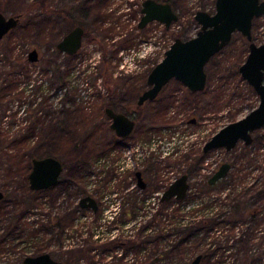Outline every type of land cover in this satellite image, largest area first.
Masks as SVG:
<instances>
[{
  "label": "rangeland",
  "instance_id": "374dc122",
  "mask_svg": "<svg viewBox=\"0 0 264 264\" xmlns=\"http://www.w3.org/2000/svg\"><path fill=\"white\" fill-rule=\"evenodd\" d=\"M37 1L0 0V12L7 17L20 16L19 25L5 37L1 44L0 71H4L7 68L2 60L6 57L7 52L10 53L9 49L11 47L16 46L15 51L18 54H22L26 59H28L29 53L34 49L38 51L40 56L37 63H30L29 65V69L32 70L33 78H36V81H32L30 84L24 82L20 84L18 91L23 88L27 89L24 101L20 102L18 99L11 97L0 100V138L3 140L0 142V148L2 147L4 151L8 149L10 142L6 141V137L10 133H14L15 136V127L24 124L29 125L34 122L33 117L35 112H37L36 110H44L47 104L61 107L63 93L67 90L66 93L69 92V97L73 96L74 98V103L70 104L68 102V106H71L76 111L79 108H84L83 112L86 114L83 115L81 112L79 115H75L73 130L76 135L70 134L72 137L64 138L65 143L63 142L62 145L58 144L53 156L63 162L65 171H67L76 154L78 155L75 147L76 141L77 144L83 145L90 153V164L95 167V169L94 167L92 169L89 166L88 169L83 171V178L86 184L84 195L88 194L97 198L100 206L99 217L103 218L102 222H100L102 225L105 220H112L117 214V221L120 222L119 212L122 206V196L132 193L138 195L139 192L134 188L136 181L133 180V176L127 175L128 171L124 172L122 168L117 167L123 165V159L117 160V158H120L124 152L128 155L129 151L122 148V146L120 148H112L114 140L111 132L107 129L106 120L102 118L104 115L103 109L111 102L117 107H121L122 102L127 100H130V102L136 101L138 98L136 93L147 88L146 80H140V77L146 76L148 70L150 71L156 62L163 60L164 50L168 49L177 38L187 40L197 35L201 26L195 20L196 13L198 11H206L214 14L216 0H175V10L180 18L172 25L170 30L167 31L163 26L156 27L155 31H152L150 35L152 39L148 42L149 44H146L145 39L142 42L138 34L135 33L136 38H139L136 40V46L138 45V48L142 51H144L145 47L147 48L143 52L144 55L146 52H151L150 49L153 48L156 40L163 50H160V56L152 57L151 61L145 64L140 63L132 73H128L129 64L127 65V62L135 56V53L120 50L126 39L122 35L129 34L128 29L130 28L122 18L123 14L120 13V10L126 7L124 5L125 0H109L107 7L104 9V13L109 16L107 18L109 22L97 24L96 27L91 25L92 19L96 20L94 11L92 13L89 12L87 16L82 11L79 20H77L75 0H46L44 7L41 4H37ZM109 9L114 10L110 11ZM124 9L126 10L127 8ZM62 11H67L71 15L72 20L64 18ZM73 20H77L78 23L82 22L81 25L86 27L87 33L91 37L96 38V41L85 40L79 53L69 61V59L64 58V54L55 55L54 52L57 43L73 29ZM253 24L254 41L258 45L264 44V16L256 18ZM107 29H111L112 32L109 34L105 33ZM105 50L104 56L103 51ZM248 54L249 42L242 34L235 33L230 44L206 65V93L191 96L186 92L187 89L185 87H181L180 84L173 81L161 93L157 102L148 103L144 106L142 109L143 118L139 128L141 131L146 132L144 136L155 138L156 144L159 145L155 149L158 151L156 153L158 158L155 160V162L157 161L156 163L151 164V151L146 147L143 154L139 155L140 161L137 159L130 161L127 158L130 163L128 167L130 171L144 169L143 171L146 173L145 166L151 161L150 165H153L151 173H146L145 178L151 180L159 176L161 179L159 184L164 187L169 182L172 183L185 174L187 167L191 163L194 164L198 154L203 152L204 144L216 133L227 125L244 118L258 107V95L239 72V67L245 62ZM12 57L14 58L13 55ZM49 59H56L59 64H63L69 70L65 88H56L55 80L51 79L53 77L52 71L45 64ZM104 80L108 83H104ZM1 84H3V77L0 78ZM106 84L112 87L111 93L107 91ZM172 94L174 102L170 107L168 106L167 119L154 122V113L162 103L165 102L162 107L167 106L166 101L170 96L172 98ZM193 101H197V109L192 105ZM196 117H198V122L195 126L188 124L192 118ZM94 125L101 127L102 130L94 131ZM263 135L264 128L253 133V137ZM111 139V144L106 143L110 142ZM174 146L178 147L179 155L175 154L169 158L165 154L167 147ZM105 147L112 148L111 153L118 155L116 158L114 157V160H117L116 162L108 158L105 161L104 158L107 157L105 156L107 155V152L104 151ZM246 147L249 146L240 142L230 152L219 149L206 154L203 156L204 169L192 181L205 180L203 179L205 178L204 176L207 179L210 178L224 163L233 164L236 156L244 152ZM100 154L104 156L102 160L98 161L96 156ZM185 154H191L192 159L184 157ZM113 166H116L118 170L111 175ZM117 178L118 180L128 178L130 182L129 188L117 190V183L119 182ZM24 184L20 176L11 177L0 168V190L5 194L4 200H6L7 196L12 197L13 206L18 205L16 201H19V196L24 192ZM26 184L29 188V179ZM160 190L159 192L148 193L147 204L149 207H154L157 204L158 198L163 193V190ZM84 195L81 194L76 198L72 197L70 199L71 204H78ZM140 196L143 197V193H140ZM39 199H43L44 202L47 201L45 195ZM63 202L66 205L69 203L67 195L63 194ZM41 212L42 210L37 208L30 210V215L27 216L28 220L19 227L18 232L12 235V238L16 237L15 241L19 244L18 252L25 251L29 255H33L35 246L33 227L36 222H41ZM91 214L88 212L87 215L90 221L95 219ZM10 222L13 223L14 227L18 223L9 215L1 223V225L4 224L3 229ZM119 222L118 225H120ZM105 226L103 230H105ZM3 229L0 231H3Z\"/></svg>",
  "mask_w": 264,
  "mask_h": 264
},
{
  "label": "trees",
  "instance_id": "16d2710c",
  "mask_svg": "<svg viewBox=\"0 0 264 264\" xmlns=\"http://www.w3.org/2000/svg\"><path fill=\"white\" fill-rule=\"evenodd\" d=\"M45 1L36 3L44 7ZM99 1L105 5L108 0ZM65 17L70 18L69 13L65 12ZM15 47L2 60L7 68L0 71V100L11 97L23 102L27 89L18 91L20 84H30L36 78L28 59ZM56 47L54 54L61 55ZM64 58L70 61L74 56ZM45 64L52 71L56 88H65L69 70L56 59ZM66 91L61 107L47 104L44 110H36L34 122L15 127V136L10 133L6 137L8 149L0 148V168L11 177L20 176L25 183L17 206H13L11 196L0 205V230L9 215L18 222L15 227L10 222L0 231V264H23L26 257L41 254H50L63 264H191L198 256L200 264H264V135L255 137L253 144L236 156L228 176L216 185H209L206 177L192 181L185 200L158 201L149 207L148 193L162 189L158 181L150 182L142 191L143 197L129 195L119 212L120 222L117 214L102 225L99 213L71 204L72 197L85 194L83 171L89 168L91 158L77 141L78 155L59 184L45 191L30 190L26 182L33 160L53 156L58 144L74 134L75 115L86 114L84 108L76 111L68 106L74 98ZM202 161L187 167L191 180L201 174ZM63 194L69 198L67 205L62 203ZM43 195L46 202L39 199ZM35 208L42 210V217L33 227L35 246L29 255L17 251L19 244L12 235ZM88 212L95 219L90 221Z\"/></svg>",
  "mask_w": 264,
  "mask_h": 264
},
{
  "label": "water",
  "instance_id": "95a60500",
  "mask_svg": "<svg viewBox=\"0 0 264 264\" xmlns=\"http://www.w3.org/2000/svg\"><path fill=\"white\" fill-rule=\"evenodd\" d=\"M143 13L145 16L140 27L158 20L169 28L178 16L172 11L170 5L157 4L147 1ZM264 16V1L261 0H216L215 13L205 11L197 12L195 20L201 26L197 35L187 41L176 39L171 48L166 52L164 60L150 73L148 85L150 89L139 98V105L148 100H154L172 79L181 81L192 92L203 91L207 82L206 65L210 60L227 47L233 35L238 32L249 42V54L246 61L239 67V72L244 80L254 89L259 97V105L243 119L233 122L216 135L204 147V152L225 149L232 151L239 142L247 146L253 144V133L264 128V44L258 45L253 39V22L256 18ZM20 23V16L7 17L0 12V47L5 37ZM84 29L76 27L57 44V50L68 56L76 55L82 48ZM40 59L36 49L29 53L30 63H37ZM107 114L113 119L111 128L122 138L129 136L134 128L133 122L121 114L114 113L111 109ZM232 166L224 163L218 171L208 180L210 185H215L225 179ZM64 172L63 163L56 157L47 156L36 158L32 162L29 174V188L32 191H45L57 186ZM138 185L146 188V183L141 173H137ZM190 182L187 175H182L171 183L160 197L161 202L171 200H185L190 191ZM5 194L0 190V203ZM79 206L81 209L98 211L97 201L91 197H83ZM198 256L191 264H200ZM23 264H63L50 254L28 256Z\"/></svg>",
  "mask_w": 264,
  "mask_h": 264
},
{
  "label": "flooded vegetation",
  "instance_id": "af4514ba",
  "mask_svg": "<svg viewBox=\"0 0 264 264\" xmlns=\"http://www.w3.org/2000/svg\"><path fill=\"white\" fill-rule=\"evenodd\" d=\"M109 1V0H108ZM108 1H107V3L104 5V4H101V1H99V0H75V14H76V16H77V20H79V17H80V14H81V12L82 11H84L85 13L84 14H86V16H87V14H89V12L90 13H92L93 11L95 12V15H96V20H93L92 19V23H91V25H92V27L94 26V27H96V25L97 24H103V23H106V21H107V18L109 17L107 14H105L104 13V9H105V7H107V5H108ZM126 2H125V6L126 7H124V8H127L126 10L123 8V10L121 9L120 10V13L121 14H123V16H122V18H123V20H125V22H126V24L128 25V27H130L129 29H128V33L129 34H124V35H122V37H126V39L124 40V42L125 43H123L122 45L124 46H122L121 45V47H120V50H126L127 52L129 51V52H133V53H135V56L134 57H132L128 62H127V65L129 64V69H128V73H132V72H134V70L136 69V67H138V65H140V63L141 64H145V63H147V62H149V61H151V59H152V57H154V56H160L161 55V52H160V50H163L160 46H159V42L156 40L155 42H154V46H153V48L152 49H150V51L151 52H146V54L144 55V53L143 52H145L146 50H147V48L145 47V49H144V51H142V50H140L139 48H138V45L136 46V40L137 39H139V38H136V35H135V33H137L138 34V36L141 38L140 40L143 42V39H145L146 41V44H149L148 42L150 41V39H152V37H150V35H151V33H152V31H155V28L156 27H160V26H163V27H165V29L168 31V30H170V28L172 27V25L174 24V23H176L178 20H179V14L177 13V11L175 10V0H125ZM147 1H154V2H156L157 4H163V5H170V7L172 8V11L178 16V20L177 21H175V22H172V24L170 25V27L169 28H167L166 27V24L165 23H162V22H160V21H158V20H155V21H152V22H150V23H148L145 27H143V28H141L140 27V23L142 22V19H143V17L145 16V14L143 13V11H144V8H145V3L147 2ZM261 1H264V0H261ZM97 10V11H96ZM110 11L111 10H114V9H109ZM65 12H67V11H62V13H63V17L64 18H66L65 17ZM199 12V11H198ZM206 12V11H205ZM68 13V12H67ZM116 13V12H115ZM197 14V13H196ZM70 15V14H69ZM85 16V17H86ZM112 16V15H111ZM196 16V15H195ZM263 17V16H262ZM70 18H71V20H72V17H71V15H70ZM70 18H68V19H70ZM77 20H73V23H74V25H73V29L72 30H74L76 27H81V28H83L84 29V35H83V44H84V41L85 40H87V41H96V38H94V37H91L88 33H87V31H86V27H84V26H82L81 25V23L79 22L78 23V21ZM81 20V19H80ZM107 22H109V21H107ZM253 26H254V24H253ZM201 29V28H200ZM72 30H70L69 32H71ZM253 28H252V33H253ZM68 32V33H69ZM112 32V30L111 29H107L106 31H105V33H107V34H109V33H111ZM67 33V34H68ZM236 33H238V32H236ZM66 34V35H67ZM65 35V36H66ZM64 36V37H65ZM63 37V38H64ZM121 37V38H122ZM195 37V36H194ZM62 38V39H63ZM193 38V37H192ZM233 38V37H232ZM61 39V40H62ZM177 39H180V38H177ZM189 39H191V38H188L187 40H189ZM253 39H254V37H253ZM60 40V41H61ZM134 40H135V43H134ZM182 40V39H181ZM187 40H183V41H187ZM176 41V40H175ZM174 41V42H175ZM232 41V40H231ZM174 42H173V44H174ZM83 44H82V47H83ZM173 44H171L170 46H169V48L168 49H165L164 50V52H163V54H164V58H165V56H166V52L171 48V46L173 45ZM262 45V44H261ZM132 46V47H131ZM140 46V45H139ZM140 48H141V46H140ZM82 49V48H81ZM104 52V56H105V52H106V50L105 51H103ZM140 52H142V53H140ZM61 53V52H60ZM79 53V52H78ZM77 53V54H78ZM147 53L149 54L148 56H147ZM63 54V53H62ZM65 56H68V55H66V54H64ZM75 56V55H74ZM216 56V55H215ZM121 57H123V56H121ZM164 58H163V60H164ZM247 59V58H246ZM162 60V61H163ZM29 61V60H28ZM162 61H158V62H156L155 64H154V66H153V68L149 71L148 70V74L146 75V76H141L140 77V80H143V81H145L146 80V86H147V88L146 89H143V90H141V91H139V92H137L136 93V95L138 96V98H137V100L136 101H134V102H130V100H127L126 102H122V106L121 107H117L113 102H111V103H109V104H107L106 106H105V108L103 109V111H104V115L102 116V118H104V120H106V122H107V124H108V130L111 132V135H112V137H113V140H114V145L112 146V148L114 147V148H120L121 146H122V148H125V149H127L128 151H129V154L128 155H126V153L124 152L123 153V155L120 157V158H117V160H120V159H123V162H122V166H117V167H119V168H122V170L125 172V171H128L126 174L127 175H131V176H133V180H135L136 181V186L134 187L135 189H136V191H138L139 193H138V196L139 197H141L140 196V193H142V191H144V190H146L147 189V187H148V185H149V183L150 182H153L154 184L158 181V184L160 183L159 182V179H158V177H156V178H154V179H149V180H147V178H145L146 177V173H151V170H152V167H153V165H150V162H148V164L145 166V168H146V173L143 171L144 169H142V170H137V169H134L133 171H130V168H128L129 167V159H130V161H135L136 159L138 160V161H140V159H139V155L142 153L143 154V152H144V149L147 147L148 149H150V151H151V155H152V162H151V164H154V163H156L155 162V160H156V158H158V154H156L158 151L157 150H155L156 148H157V146L159 147V145L158 144H156V140H155V138H149V137H146V136H144V134H146V132H143V131H141L140 130V128H139V125H140V123H141V121H142V118H143V113H142V109H143V107L144 106H146L148 103H155V102H157L158 100H159V97H160V95H161V93L165 90V88L168 86V84H170L171 82H175V83H177V84H180V86L181 87H185L187 90H186V92L187 93H189V95H191V96H197V95H200V94H204V93H206V87H207V82H206V86H205V89L203 90V91H199V92H192L187 86H185L181 81H178V80H176V79H172L166 86H164V88L162 89V91L159 93V95L157 96V98L156 99H154V100H148V101H146L143 105H139L138 104V102H139V98L143 95V93L145 92V91H147L148 89H150V86L148 85V83H147V81H148V78H149V75H150V73H151V71L159 64V63H161ZM246 61V60H245ZM125 67V66H124ZM206 68V67H205ZM206 71V70H205ZM207 74V73H206ZM104 83H108V82H106V80H104ZM106 85H108V84H106ZM109 86V85H108ZM108 86H107V91H109V89H108ZM110 87V86H109ZM110 88H112V87H110ZM110 92V91H109ZM112 92V91H111ZM110 92V93H111ZM257 94V93H256ZM173 94H172V98H171V96H170V98L166 101V107L164 106V107H162V105L165 103H162V105L161 106H159V109H157L156 110V112L154 113V115H153V121L154 122H159V121H162V119H167V114H168V112H169V107L173 104ZM136 106H135V105ZM109 105V106H108ZM192 105L194 106V108H196L197 109V105H198V103H197V101H193L192 102ZM108 106V107H107ZM169 106V107H168ZM257 108V107H256ZM255 108V109H256ZM108 109H111L114 113H116V114H121V115H124L125 117H127L131 122H133V124H134V128H133V130H132V133L129 135V136H127V137H125V138H122V137H119L116 133H115V131L111 128V126H112V124H113V119L107 114V110ZM195 109V110H196ZM254 110V109H253ZM252 110V111H253ZM165 113V114H164ZM164 114V115H163ZM243 119V118H242ZM241 120V119H240ZM197 122H198V117H196V118H192L189 122H188V124H192V126H195L196 124H197ZM236 122V121H235ZM187 124V125H188ZM106 125V124H105ZM107 127V126H106ZM94 131H96V130H102V128L101 127H99V126H97V125H94ZM223 129V128H222ZM261 130V129H260ZM259 131V130H258ZM97 132V131H96ZM99 132V131H98ZM217 134V133H216ZM215 134V135H216ZM253 136V135H252ZM255 137H253V139H254ZM210 140H208L207 142H209ZM207 142L204 144V146H203V148H202V150H203V152L202 153H199L198 154V156H197V158H196V161L199 163V161H201V160H203L202 161V169H201V172H202V170L204 169V159H203V156H205L206 154H208V153H210V152H208V153H205L204 152V147H205V145L207 144ZM254 142V141H253ZM106 143H112V139H111V141L110 142H106ZM240 143V142H239ZM238 143V144H239ZM243 143V142H242ZM246 145V144H245ZM107 146V145H106ZM110 146V145H109ZM247 146V145H246ZM251 146V145H250ZM80 147H81V145H80ZM112 148H109V147H105V152H107V155H105V156H107V157H105L104 159H105V161L107 160V158L109 159V160H111V161H113V162H116L115 160H114V157L116 158V156H118V155H116L115 153H111V151L113 150ZM140 148H141V150H140ZM164 148V147H163ZM219 150V149H218ZM225 150V149H224ZM116 151V150H115ZM212 151H214V150H212ZM187 152V151H186ZM111 153V154H110ZM108 154H110V155H108ZM169 158L170 157H173L175 154L176 155H179V150H178V147L177 146H174V147H167V151H166V153H165ZM130 155V156H129ZM191 154H185L184 155V157H187V159H192L191 158V156H190ZM103 156L104 155H102V154H100V155H98V156H96L97 157V159H98V161L99 160H102L103 159ZM127 158H129V159H127ZM61 161V160H60ZM62 162V161H61ZM109 162V161H108ZM63 163V162H62ZM159 163V162H158ZM64 165V164H63ZM138 165H139V163H138ZM90 166H91V168L93 169V167L94 166H92L91 164H90ZM116 166H113V168H112V171H111V175H112V173L113 172H117V170H118V168H117ZM126 167V168H125ZM32 168V167H31ZM220 168V167H219ZM94 169H95V167H94ZM64 171H65V167H64ZM186 171H187V169H186ZM186 171H185V175H187L186 174ZM218 171V170H217ZM216 171V172H217ZM215 172V173H216ZM94 173V172H93ZM137 173H141L142 174V178H143V180H144V182L146 183V188L145 189H141L140 188V186L138 185V178H137ZM214 173V174H215ZM63 174H64V172H63ZM63 174H62V176H63ZM213 174V175H214ZM110 175V176H111ZM184 175V174H183ZM212 175V176H213ZM61 176V177H62ZM113 176H115V174H113ZM188 176V175H187ZM211 176V177H212ZM204 177H206V176H204ZM210 177V178H211ZM180 178V177H179ZM188 178H189V176H188ZM207 178V177H206ZM210 178H208V180L210 179ZM158 179V180H157ZM178 179V178H177ZM117 180H118V178H117ZM119 182L117 183V190H120V188H129V186H130V182L128 181V178H125V179H122V180H118ZM120 181H121V183H122V185L120 186ZM175 181V180H174ZM173 181V182H174ZM192 182V180L189 178V182ZM172 182V183H173ZM191 182H190V187H191ZM220 182V181H219ZM171 184V182H169L168 184H166L167 186H169ZM209 184V183H208ZM217 184V183H216ZM215 184V185H216ZM165 185V186H166ZM210 185V184H209ZM211 186H213V185H211ZM119 187V188H118ZM54 188V187H53ZM126 188V189H127ZM162 188V190H163V192L168 188H166V189H164V187H161ZM51 189V188H50ZM161 191V190H160ZM159 192V191H158ZM128 195V196H127ZM127 195H125V196H122V198H121V204H122V206L124 205V203H125V201L127 200V198L129 197V195H134V196H136V194L134 193H132V194H127ZM162 195V194H161ZM86 196H90V195H88V194H86L85 196H83V197H86ZM82 197V198H83ZM91 197H93V196H91ZM161 197V196H160ZM160 197L158 198V201L159 202H161L160 201ZM81 198V199H82ZM96 201H97V203H98V207H100L99 206V202H98V200H97V198H95V197H93ZM80 199V200H81ZM80 200H79V202H80ZM79 202H78V205H79ZM170 202V201H169ZM122 206H121V208H122ZM83 210H88V211H90L91 213H93V214H95V213H99L100 212V210H99V208H98V211L97 212H94V211H92V210H89V209H83ZM121 210V209H120Z\"/></svg>",
  "mask_w": 264,
  "mask_h": 264
}]
</instances>
